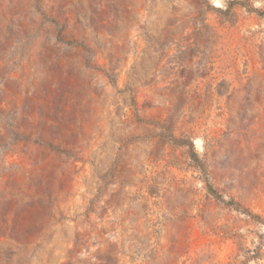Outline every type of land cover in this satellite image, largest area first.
<instances>
[{"label":"rangeland","instance_id":"rangeland-1","mask_svg":"<svg viewBox=\"0 0 264 264\" xmlns=\"http://www.w3.org/2000/svg\"><path fill=\"white\" fill-rule=\"evenodd\" d=\"M0 264H264V0H0Z\"/></svg>","mask_w":264,"mask_h":264},{"label":"trees","instance_id":"trees-1","mask_svg":"<svg viewBox=\"0 0 264 264\" xmlns=\"http://www.w3.org/2000/svg\"><path fill=\"white\" fill-rule=\"evenodd\" d=\"M210 191V194L215 198V199H217L218 201H221L222 203H224L225 205H227V206H231V207H234V208H239V206H238V204H236V203H234V202H231V201H229V202H225L222 198H221V196L220 195H218L215 191H213V190H209ZM248 213H250V212H248ZM248 215H251V214H248Z\"/></svg>","mask_w":264,"mask_h":264}]
</instances>
